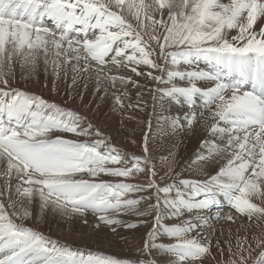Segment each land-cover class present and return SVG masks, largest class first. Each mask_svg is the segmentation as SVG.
<instances>
[{"label": "snow or ice", "instance_id": "obj_1", "mask_svg": "<svg viewBox=\"0 0 264 264\" xmlns=\"http://www.w3.org/2000/svg\"><path fill=\"white\" fill-rule=\"evenodd\" d=\"M17 65L51 67L63 96L21 87ZM105 108L136 121L138 152L111 142ZM205 116L203 177L156 157L153 121L195 132ZM0 164V264H213L224 249L212 221L237 222L224 202L254 230L228 244L226 264H264V0H0ZM33 201L85 224L91 214L143 258L45 235Z\"/></svg>", "mask_w": 264, "mask_h": 264}, {"label": "rangeland", "instance_id": "obj_2", "mask_svg": "<svg viewBox=\"0 0 264 264\" xmlns=\"http://www.w3.org/2000/svg\"><path fill=\"white\" fill-rule=\"evenodd\" d=\"M201 67H206V65L201 64ZM42 68L43 67H41L40 71L36 75L29 76L28 67L21 69L19 65H17L16 78L19 80V85L25 89H29L27 88V86H32L36 83L39 84L41 82L44 88L46 89L50 88L52 90V92L49 94L46 91L42 92V94L46 98L51 97L53 99H60L64 93L61 91L59 98L56 97L57 91H56V88L53 86V83H52L53 79L50 80L48 77V74L46 77ZM114 74L128 75L129 73H114ZM132 78L138 79L141 85L148 84L149 87L154 86L150 82L146 81L143 77H136L134 74H132ZM25 79L28 80V83H25ZM56 83H58V81ZM62 86L65 87L64 84H62ZM117 87L123 88L125 86L117 85ZM127 87H128L129 96L131 97L132 102H135V92L137 90L135 88H132L131 86H127ZM168 107L170 111L167 113V115L169 116H174L173 114L174 112H180L179 106L169 105ZM103 111H105V116L104 117L99 116V113H98L97 118L103 121L102 127L105 130L106 135L112 138L111 142L116 144L122 150L128 151L129 153L138 152L137 146L132 144V138L136 136H141L143 133L141 132V129L136 126V121L128 120L127 114H125L122 117L119 113H111L112 115L114 114V121L110 123L109 125V120L107 118V114H109V112L107 111V108H105ZM204 118H201V120ZM201 120L200 122H202ZM153 124H154V129L151 135L154 141L156 157L158 159L163 158L167 156L169 152H171L172 157H174V161H175L173 165L175 171L183 170L184 175L186 176L203 177L204 174L208 171L207 166L204 164V162L203 164H200V160L193 159L196 156L197 152L202 151L200 145H199V148L194 151V153L188 155V152H187V149L189 147L186 142L187 141L186 137L184 136L186 134L192 133L193 131L185 132L182 130V131L177 132L175 130H172L170 127L164 126L163 122L157 125L156 122L153 121ZM113 128L115 129V133H110V130ZM161 128H164V131H161L160 130ZM202 130H204V128ZM199 132L204 133V131H199ZM207 135L208 133L206 134V136ZM180 136H183V137L179 139ZM137 143H139V141H137ZM2 169H3V165L0 164V170ZM129 182H136V181H129ZM3 183H4V180L2 177H0V185H2ZM131 198H135V194H132ZM253 202L260 203V201L255 200V199L253 200ZM28 209L33 215H35L34 226L37 227L38 230L42 231L45 235L50 236L53 239L68 237L69 239L66 240V243L70 244L72 247H76L77 245V246H83V247L89 246L90 248H92V249H84V251H88V250H91L94 252L108 251L104 253L105 254L115 253L118 256L129 257L133 260L138 259V258L139 259L143 258L141 257L138 251H134V250L130 251L127 247H117V245L115 247V242H114L115 237L109 236V228L103 224H100L99 227H97V222L95 220V217H93L91 214H89L88 216V223L85 224L82 218H78L76 216H73L71 218L64 217L59 211H53L51 207L45 208L43 211H41L39 203L36 201H33L32 204L28 206ZM222 209L223 208H221V210ZM228 212H229V215L236 218L237 222L233 223L232 221H228L227 219H221L219 223L225 222L231 225L229 229L227 228V230H225L226 228L219 227L220 225L219 223H215L216 225L215 224L213 225L214 231H215L214 240L219 239L220 244H222V241L228 237L227 235H235L236 237H240L241 235H248L249 237H251L252 234L249 233V229L247 231V228H248L247 218L241 217L234 209H231V208H226L223 211V214L224 213L226 214ZM61 216H63L65 220L61 218ZM37 217H39V219H37ZM120 218L128 219L131 222H134L137 219L136 216L130 213L126 215H122ZM55 219H58L60 222H62L63 225L58 221L56 222ZM26 222L31 223V220L26 221ZM241 229L243 230L245 229V231H241ZM89 230H91L92 233L101 234L100 238L98 237L94 239L89 238L86 244H82L81 242H83L84 240L80 236L84 234L85 231H89ZM118 231L123 232L125 235L128 236L129 239H131V236L134 232V230H128V229H118ZM111 238L112 240L114 239L113 245L109 246V244L106 243L104 240L105 239L110 240ZM60 241L62 243L65 242L62 240ZM91 241L94 244H92ZM163 242H170V241H168L167 238H164ZM221 247L223 248L224 246L221 245ZM109 250L113 253H109ZM215 251H216L215 246H213V252ZM233 259H235V257H233ZM213 264H226V261H218L217 263L213 262ZM249 264H251V261L249 262Z\"/></svg>", "mask_w": 264, "mask_h": 264}, {"label": "bare ground", "instance_id": "obj_3", "mask_svg": "<svg viewBox=\"0 0 264 264\" xmlns=\"http://www.w3.org/2000/svg\"><path fill=\"white\" fill-rule=\"evenodd\" d=\"M43 69V68H42ZM71 76H72V73H71V71H69V73H68V77H67V80H68V83H70V81H71ZM48 77H49V79L51 80V79H53V76L51 75V67H49V70H48ZM62 84H64L62 81H58V83H57V85H58V87L60 88V89H63L64 87L62 86ZM65 85V84H64ZM27 88H29L30 90H32L33 92H35V93H37V94H40L41 92H47L48 94L49 93H51L52 92V90L50 89V88H44L43 86H42V83L40 82L39 84L38 83H36V84H34V85H32V86H27ZM46 89V90H45ZM57 98H59V96H56ZM108 111V110H107ZM107 113V112H106ZM174 115H176L177 114V112H174L173 113ZM99 116H105V111H103L102 113H99ZM107 118H108V120H109V125H110V123H112L113 121H114V114L112 115H109V114H107ZM205 119H207V117L205 116V118L204 119H202L201 121L202 122H200L198 125H195V127H196V131L195 132H192V133H189V134H186L184 137H186V142H187V144H188V149H187V152H188V155L189 154H192V153H194V151L195 150H197L198 148H199V145H200V140L202 139V138H204L205 136H206V134H207V131L204 129V130H202L203 128H204V123H205ZM107 120V121H108ZM106 121V120H105ZM107 123V122H106ZM112 126V125H111ZM110 126V127H111ZM180 131H182V130H180ZM199 131H204V133H200ZM110 133H115V129L113 128V129H111L110 130ZM183 136H180L179 137V139H181ZM178 142V141H177ZM186 144V145H187ZM186 149V148H185ZM185 152V151H184ZM200 164H203V161H200ZM2 165V164H1ZM221 208H223L222 210L220 209V214L223 216V217H227V216H229V212L228 213H224L223 214V211L226 209V208H230V207H228V205H227V203L226 202H224L223 204H222V206H221ZM234 215V214H233ZM41 217V216H40ZM65 217V216H64ZM61 218H63V216H61ZM37 219H39V217H37ZM64 219V218H63ZM62 219V220H63ZM65 220V219H64ZM63 220V221H64ZM55 221L57 222H60L58 219H55ZM219 221L220 220H218V221H212V223H213V225L215 224V223H219ZM61 224H62V222H60ZM220 225H219V227H222V228H226L225 230H227V228L229 229V227L231 226L230 224H228V223H225V222H220L219 223ZM60 225V224H59ZM63 225V224H62ZM61 225V226H62ZM216 225V224H215ZM233 228V227H232ZM248 229H249V233L250 234H252L253 233V229H250V228H247V231H248ZM241 231H245V229L243 230V229H241ZM96 235V236H95ZM100 235L101 234H95V233H92L91 232V230H89V231H85V233L84 234H82L81 236L80 235H78V236H80L81 238H83V242H81L82 244H86L87 243V241H88V239L90 238V239H94V238H96V237H98V238H100ZM104 235H105V233H104ZM103 235V236H104ZM228 237L227 238H225L223 241H222V246H224L223 247V249H224V255L223 256H217L216 257V261L214 262V263H217L218 261H226V257H228V244L229 243H231L232 244V246H233V251H235V246H236V243H237V240L238 239H242L245 235H241L240 237H236L235 235H227ZM60 240H62V241H65L66 242V240L67 239H69L68 237H66V238H59ZM112 239V238H111ZM114 240V239H113ZM112 240V241H113ZM93 241V240H92ZM91 241V243L92 244H94L93 242ZM106 243H108L109 244V240L108 239H105L104 240ZM115 242V241H114ZM112 245H113V243H112ZM76 247H78V248H80V249H82V250H84V249H92V248H90L89 246H77L76 245ZM115 247H116V243H115ZM104 252H108V251H104ZM109 253H113V252H111L110 250H109ZM233 258V257H232Z\"/></svg>", "mask_w": 264, "mask_h": 264}]
</instances>
